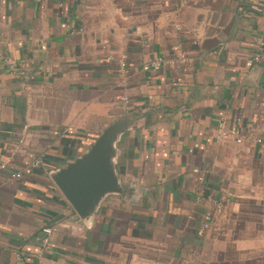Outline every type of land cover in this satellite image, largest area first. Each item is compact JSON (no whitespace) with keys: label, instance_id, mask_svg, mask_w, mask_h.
Masks as SVG:
<instances>
[{"label":"crops","instance_id":"1","mask_svg":"<svg viewBox=\"0 0 264 264\" xmlns=\"http://www.w3.org/2000/svg\"><path fill=\"white\" fill-rule=\"evenodd\" d=\"M260 40L264 0H0V264H264ZM122 119L85 222L49 174Z\"/></svg>","mask_w":264,"mask_h":264},{"label":"water","instance_id":"2","mask_svg":"<svg viewBox=\"0 0 264 264\" xmlns=\"http://www.w3.org/2000/svg\"><path fill=\"white\" fill-rule=\"evenodd\" d=\"M130 126L124 119L113 122L78 158L49 174L68 205L85 222L92 221L105 197L123 192L115 169V145Z\"/></svg>","mask_w":264,"mask_h":264},{"label":"built area","instance_id":"3","mask_svg":"<svg viewBox=\"0 0 264 264\" xmlns=\"http://www.w3.org/2000/svg\"><path fill=\"white\" fill-rule=\"evenodd\" d=\"M258 50L257 52L254 54L253 56V60L255 62H260L263 58H264V40H260L258 42ZM157 63L154 62L153 64H151V66H153L154 68L157 67ZM145 69H147V67H145ZM223 123L220 122L217 127V138H224L227 135V131H225L223 128ZM232 134H234V132H232ZM241 139H237V142H240ZM41 165V162L39 159H36L33 161L32 163V168L33 169H38ZM16 177H19V175H15ZM50 236H51V229L48 227H45L42 229V238L40 240V249H39V254L38 256H41L43 253L48 252L49 250V246H50ZM18 260V258H17ZM19 264H22V262H19Z\"/></svg>","mask_w":264,"mask_h":264}]
</instances>
